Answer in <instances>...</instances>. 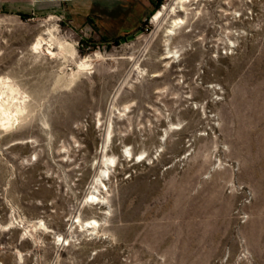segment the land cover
<instances>
[{
    "label": "rangeland",
    "instance_id": "1",
    "mask_svg": "<svg viewBox=\"0 0 264 264\" xmlns=\"http://www.w3.org/2000/svg\"><path fill=\"white\" fill-rule=\"evenodd\" d=\"M152 1L0 9V264H264V0Z\"/></svg>",
    "mask_w": 264,
    "mask_h": 264
},
{
    "label": "bare ground",
    "instance_id": "2",
    "mask_svg": "<svg viewBox=\"0 0 264 264\" xmlns=\"http://www.w3.org/2000/svg\"><path fill=\"white\" fill-rule=\"evenodd\" d=\"M174 1V4L176 5H172V8H173V12L174 13H177L179 12V9L180 10H184L186 9V5L187 3H189L191 0H173ZM168 7H167V4L163 5V9L161 10V14H163V11L166 10ZM186 23V20H185V17H180V16H177L175 17L170 26L167 28V31H166V34L168 37H172L173 35L176 34V31L178 28H181L184 24ZM168 41V44L169 45V41H170V38L167 39ZM43 42H44V39H39L35 45H34V48L35 49H40L42 46H43ZM168 52H173L171 50V48H168ZM84 61V60H83ZM86 63V62H85ZM83 64V63H82ZM87 64V63H86ZM8 80V79H7ZM3 87H7L8 89H10L12 92L15 91V88L12 84H10V82L8 81H4V80H0V89L2 90ZM3 91V90H2ZM2 93H0V117L1 118H4L5 120H7L8 122H10L11 124L14 125V122L17 120L14 119L13 115L11 114V112L8 110V108L4 105V103L2 102ZM4 94V93H3ZM112 162H114V160H112ZM86 226L88 228H93V229H97V226H99V222L97 220H89V221H86ZM83 226H85L83 224ZM94 231V230H93Z\"/></svg>",
    "mask_w": 264,
    "mask_h": 264
},
{
    "label": "crops",
    "instance_id": "3",
    "mask_svg": "<svg viewBox=\"0 0 264 264\" xmlns=\"http://www.w3.org/2000/svg\"><path fill=\"white\" fill-rule=\"evenodd\" d=\"M12 0H0V9H5L12 6Z\"/></svg>",
    "mask_w": 264,
    "mask_h": 264
},
{
    "label": "trees",
    "instance_id": "4",
    "mask_svg": "<svg viewBox=\"0 0 264 264\" xmlns=\"http://www.w3.org/2000/svg\"><path fill=\"white\" fill-rule=\"evenodd\" d=\"M165 0H157V3L155 1H152V4L156 7V9H160L161 5L164 3ZM22 18L26 19L25 16H23L21 13L18 14Z\"/></svg>",
    "mask_w": 264,
    "mask_h": 264
}]
</instances>
